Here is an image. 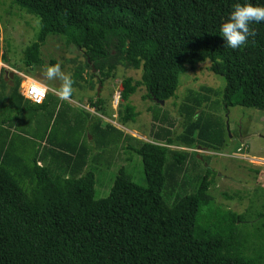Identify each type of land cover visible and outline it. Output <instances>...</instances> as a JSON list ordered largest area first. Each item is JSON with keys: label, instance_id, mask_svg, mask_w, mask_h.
<instances>
[{"label": "trees", "instance_id": "trees-1", "mask_svg": "<svg viewBox=\"0 0 264 264\" xmlns=\"http://www.w3.org/2000/svg\"><path fill=\"white\" fill-rule=\"evenodd\" d=\"M250 2L264 6V0ZM13 3L40 20L37 40L25 51V71L19 69L25 74L34 77L30 68L44 65L43 45L59 35L85 57L76 80L95 88V78L114 80L120 66L140 69L142 77L123 78L115 111L111 95L91 98L101 118L51 91L36 104L22 95L23 78L16 74L12 87L1 69L0 264H254L239 250L244 214L216 204V171L198 152H223L228 138L225 120L209 103L211 91H189L178 107L180 132L160 105L176 95L188 67L210 60L226 81V109L264 110V22L251 26L255 35L237 50L224 46L220 32L245 0ZM142 86L156 102L155 124L152 141L135 145L134 135L106 119L117 111L118 123L133 120L140 112L131 97ZM123 149L142 157L147 184L122 166L109 195L98 197L99 163L112 167ZM238 149L226 153L237 157Z\"/></svg>", "mask_w": 264, "mask_h": 264}, {"label": "rangeland", "instance_id": "rangeland-1", "mask_svg": "<svg viewBox=\"0 0 264 264\" xmlns=\"http://www.w3.org/2000/svg\"><path fill=\"white\" fill-rule=\"evenodd\" d=\"M40 27V20L20 9L13 3V0H0V60H3L1 67L5 65L3 67L6 70L5 77L14 70L25 71L23 67L25 51L37 40ZM41 56L44 65L40 68H30L32 70L30 73L41 83L47 84L53 89L59 88L61 81L58 79L48 81L45 71L48 66L54 65L53 61L60 63L62 70L70 73L74 81V91L68 101L77 107H85L97 115L101 112L91 106L90 100L91 98L95 99L99 89V96L109 98L111 95L109 108L115 111V99L120 97L123 90V78L133 77L135 80H140L142 77V70L120 66L117 70V78L105 82L101 88L98 78L94 79L95 88H92L88 83L76 80L74 72L76 67L85 61V57L76 46L66 45L59 35L48 37L42 47ZM210 65L211 61L207 60L197 64L195 69L188 67L180 77L176 95L164 105H160L167 118L176 123L175 130L180 132L184 127V121L178 113V107L189 91L191 89L201 91L204 87L211 91L212 96L210 95L209 103L216 105L213 110L225 120L228 138L224 147L225 151H220L221 153L206 149H200L198 152L205 155L204 160L207 159V162L204 164L209 163V166L216 171V180L211 187L216 204L223 206L224 209L230 208L244 214L243 223L240 224L241 245H239V250L241 248L242 255L249 258L254 264H264V110L245 106H233L226 109L223 105L226 81L222 76L213 72ZM93 72L96 73V71ZM84 78L86 81L90 80L89 72L84 73ZM196 94L199 95V93ZM146 95L147 90L142 86L131 97V103L136 107V111L140 112L133 120L127 124L118 123L116 111L114 113L117 116L111 121L127 134L134 135L136 138L131 141L135 145L139 144L138 139L152 141L151 130L155 122H153L151 110L156 102L146 98ZM121 101L120 99V103H122ZM99 116L102 118V115ZM103 118L106 119L104 116ZM237 147L242 148V153L238 157L236 154L231 156L226 153L235 152ZM33 152H35V148L30 147L28 156H32ZM110 156L109 154L107 159L111 158ZM122 166H125L134 180L142 185L147 184L142 157L133 150L123 149L121 155L116 156L112 167H102V161L99 163L96 173L98 197L109 195L114 179Z\"/></svg>", "mask_w": 264, "mask_h": 264}, {"label": "clouds", "instance_id": "clouds-1", "mask_svg": "<svg viewBox=\"0 0 264 264\" xmlns=\"http://www.w3.org/2000/svg\"><path fill=\"white\" fill-rule=\"evenodd\" d=\"M264 22V6L253 5L250 0L245 3L234 5L227 20L220 26V32L224 38V46L237 50L248 43L249 37L255 35L251 27L254 23ZM45 76L48 81L60 80L59 88L51 89L60 100L67 101L73 94V78L70 73L62 70L60 63L50 65L46 68ZM41 94H47L50 88L47 84L37 82Z\"/></svg>", "mask_w": 264, "mask_h": 264}, {"label": "built area", "instance_id": "built-area-1", "mask_svg": "<svg viewBox=\"0 0 264 264\" xmlns=\"http://www.w3.org/2000/svg\"><path fill=\"white\" fill-rule=\"evenodd\" d=\"M2 63H0V69ZM18 75H20L23 78V82L21 84V93L24 97H26L27 99L31 100L32 102L36 103V104H42L45 99L47 94H41L39 88L36 86L37 82H39L38 80L32 78L31 76L23 73V72H19L14 70ZM119 101H120V97H117L115 99V109H117L118 105H119ZM117 115L115 114L114 117H116ZM109 120V119H107ZM112 121V120H109ZM242 153V148L239 147L238 149V155Z\"/></svg>", "mask_w": 264, "mask_h": 264}, {"label": "water", "instance_id": "water-1", "mask_svg": "<svg viewBox=\"0 0 264 264\" xmlns=\"http://www.w3.org/2000/svg\"><path fill=\"white\" fill-rule=\"evenodd\" d=\"M94 71H96V69H94ZM14 78H15V71H12L11 73H10V75L6 78V80H14ZM101 86H102V84L100 85V88H101ZM100 92V89L98 90V93ZM160 103L161 104H165V101H160Z\"/></svg>", "mask_w": 264, "mask_h": 264}, {"label": "crops", "instance_id": "crops-1", "mask_svg": "<svg viewBox=\"0 0 264 264\" xmlns=\"http://www.w3.org/2000/svg\"><path fill=\"white\" fill-rule=\"evenodd\" d=\"M2 61H3V60L1 59V60H0V63H1ZM3 65H4V64H3ZM4 66H5V65H4ZM4 66H3V67H4ZM3 67H2V68H3ZM19 72H20V71H19ZM16 74H17V73L15 72V75H16ZM0 75H1V69H0ZM9 75H10V73H8V76H9ZM8 76H7V77H8ZM7 77H5V80H6ZM32 78L38 80L36 77H32ZM7 81H8V80H7ZM38 81H39V80H38ZM39 82H40V81H39ZM14 84H15V83H14V80H11V81L9 82V85L12 86V87L14 86ZM49 88H50V90L53 89L51 86H49Z\"/></svg>", "mask_w": 264, "mask_h": 264}]
</instances>
